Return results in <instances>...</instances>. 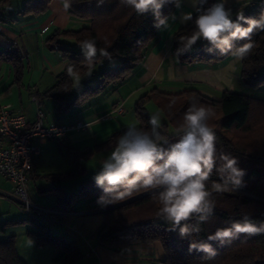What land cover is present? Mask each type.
<instances>
[{"label":"trees","instance_id":"16d2710c","mask_svg":"<svg viewBox=\"0 0 264 264\" xmlns=\"http://www.w3.org/2000/svg\"><path fill=\"white\" fill-rule=\"evenodd\" d=\"M11 0H0V21L2 11ZM51 0H25L19 13L39 15L48 9ZM216 0H209V4ZM173 5H165L162 14L170 15ZM264 10V5L255 8L246 16L257 17ZM70 15L89 21V25L76 30L55 29L46 38L51 50L59 51L67 61L64 69L56 76L55 83L46 91L56 104V113H67L73 107L81 106L90 97L99 94L106 85L116 84L130 75L134 65L143 61L148 45L154 38L157 29L153 27L152 13L138 15L130 6L120 3V0H72L68 8ZM195 18V12L193 13ZM194 28L192 21L178 29L172 41V52L181 63L202 62L212 64L231 55L222 56L219 53L209 55L204 51L205 43L200 41L190 52L176 56L179 38L188 35ZM72 37L79 43L85 39L96 41L98 49H106L117 59L115 64H106L98 73L96 83L85 82L77 93H74L75 76L86 77L94 73L101 61L107 58L97 54L89 66L81 51L65 46L59 37ZM254 47L249 55L240 61V79L244 87L254 91L264 87V32L253 36ZM245 41H236L239 46ZM19 52L13 47L0 50V59L16 63ZM74 66L73 75L67 72V65ZM211 106L215 117L210 125L215 131L218 141V152L228 153L239 160V166L246 170L244 182L255 177L251 188L245 187L237 191L214 193L215 210L211 220L201 225L202 231L189 239L206 240L207 236L217 228L225 227L232 220L241 219L247 214L256 221L264 220V174L260 167L264 166V97L243 92L224 90L219 92L218 99L203 95L195 88H188L175 93L160 92L153 88L142 95L135 103V115L138 127L149 128L150 115L145 105L152 102L159 109L164 119L161 121V132L170 140L177 139V128L183 122V113L194 101ZM174 102V103H173ZM172 105L169 107V105ZM126 130L125 127L111 134L107 140L94 146V150L112 148L116 138ZM92 149L75 154L76 168L70 172L57 175L59 180H70L80 175L79 159L89 157ZM211 180H219L214 172ZM211 183V181H209ZM57 208L67 209L79 199H87L89 203L100 209L103 222L96 232L97 241L106 246L120 244H151L159 243L163 251L161 264H264V234H241L238 238L226 241L224 244L212 242L216 249L214 258H207L203 252L188 251L189 239H181L178 232H170V225L163 222L157 215L159 204L152 190H141L113 205L101 206L97 203L102 190L95 185L93 178L79 181L77 189L63 192L62 186L56 188ZM38 216L27 217L36 230L32 233L38 245H54L58 248L55 260L64 264H72L80 256L78 246L62 236L55 235L46 222L45 215L34 211ZM195 223V220L190 221ZM0 264H26L18 255L13 237L0 241Z\"/></svg>","mask_w":264,"mask_h":264},{"label":"crops","instance_id":"0c3cea01","mask_svg":"<svg viewBox=\"0 0 264 264\" xmlns=\"http://www.w3.org/2000/svg\"><path fill=\"white\" fill-rule=\"evenodd\" d=\"M25 0H11L2 11L0 21V50L13 47L19 52L16 63L0 59V105L25 114L33 122L37 106L45 113L46 121L87 123L80 131H71L62 139L34 140L41 148L34 161L28 181V194L33 203L61 211L57 222L48 224L51 231L73 241L80 256L72 264H161L164 257L159 243L120 244L106 246L96 239L98 227L103 222L100 209L87 199L73 202L67 209L57 208L55 189L62 186L68 193L77 189L79 181L93 178L101 163L112 148L94 150L114 132L129 125H139L135 115V103L153 88L160 92L175 93L195 88L203 95L218 99L219 92L228 90L249 94L242 87L240 61L232 56L221 61L206 64L202 62L181 63L172 52L175 32L187 23H181V13H194L189 0H184L180 9L173 7L168 27L157 30L146 55L134 65L132 72L123 81L106 85L103 90L90 97L81 106L73 107L67 113L57 114L55 102L46 91L55 83L56 76L64 69L67 61L59 51L48 47L46 38L53 30H76L89 25L88 20L76 18L65 10L61 0H51L48 9L39 15L19 13ZM255 0H226V7L233 14L238 11L249 13L256 8ZM171 14L177 18L171 19ZM65 46L81 51L80 43L72 38L60 36ZM101 61L98 69L86 77L75 76L74 93L83 83H96L98 73L105 64H115L117 59ZM229 65H234L230 68ZM63 66V67H62ZM91 79V80H90ZM78 80V83H77ZM93 80V81H92ZM152 102L145 105L151 116L159 113ZM150 106L152 111H149ZM149 107V108H150ZM155 107V106H154ZM119 108V112H114ZM92 149L89 157L79 159L80 175L70 180H59L57 175L76 168L75 154ZM93 162H87L88 160ZM11 182L0 176V241L15 239V248L26 264H64L56 261L58 248L54 245H38L33 235L35 225L27 220L21 208L7 196L12 192Z\"/></svg>","mask_w":264,"mask_h":264},{"label":"clouds","instance_id":"9594fccd","mask_svg":"<svg viewBox=\"0 0 264 264\" xmlns=\"http://www.w3.org/2000/svg\"><path fill=\"white\" fill-rule=\"evenodd\" d=\"M61 2L65 10L72 6V0ZM104 2L98 0V4ZM120 3L130 6L138 15L152 13L153 27L161 30L168 27L170 18L162 14L163 7L171 4L180 9L184 0H120ZM189 3L195 18L192 12H188L181 13L179 19L181 23L192 21L194 28L190 34L179 38L177 57L190 52L197 42L202 41L204 51L209 55H231L235 62H239L253 49V36L264 32V10L253 17L246 16L243 11L234 15L232 9L226 7V0L211 4L209 0H189ZM176 18L171 14V19ZM236 41L245 43L237 46ZM79 47L89 66L98 53L114 62L111 54L104 48L98 49L93 39L82 40ZM73 71L74 66L67 65L70 76ZM215 115L211 106L194 100L183 113V122L177 128L174 141L161 132L159 113L150 116L149 128L129 125L116 138L110 154L93 176L95 185L102 190L97 203L113 205L141 190H152L160 206L158 217L170 225L167 230L178 232L181 239L198 236L203 230L201 225L214 215V193L237 191L245 184L246 170L239 166L238 158L217 150L218 138L210 125ZM214 172L218 181L211 180ZM192 220L195 223H190ZM241 234H264V220L256 221L245 214L241 219L217 228L206 240L189 239L188 251L203 252L211 259L216 256L212 242L224 244Z\"/></svg>","mask_w":264,"mask_h":264},{"label":"built area","instance_id":"2783aa9c","mask_svg":"<svg viewBox=\"0 0 264 264\" xmlns=\"http://www.w3.org/2000/svg\"><path fill=\"white\" fill-rule=\"evenodd\" d=\"M116 108L114 112H119ZM81 120L73 122L46 121L44 111L37 106L35 119L28 122L25 114L0 105V176L11 182L13 189L7 194L27 217H36L35 212L51 215L49 224L57 222L61 211L33 203L28 194V181L35 159L40 155L39 143L34 140L62 139L71 131L86 128Z\"/></svg>","mask_w":264,"mask_h":264},{"label":"rangeland","instance_id":"374dc122","mask_svg":"<svg viewBox=\"0 0 264 264\" xmlns=\"http://www.w3.org/2000/svg\"><path fill=\"white\" fill-rule=\"evenodd\" d=\"M255 1H257L256 2V8L257 7H260L261 5H264V2H262V0H255ZM85 20V19H84ZM106 65V64H105ZM91 80V79H90ZM93 81V80H92ZM92 84V83H91ZM242 87L245 89V91H247V92H249V94H251V95H256V96H261V97H264V87H262V88H260V89H257V90H254V91H249V89H247L246 87H244V85L242 84ZM150 106H152V108H153V110L154 109H156L152 104H150ZM150 106H148V109H149V111H152L151 109V107ZM150 107V108H149ZM164 117V116H163ZM87 162H93V160L91 159V160H88ZM260 172L262 173V174H264V166H262V167H260ZM254 182H255V177H252V178H250V179H248L246 182H245V187H247V188H251L252 186H253V184H254Z\"/></svg>","mask_w":264,"mask_h":264}]
</instances>
